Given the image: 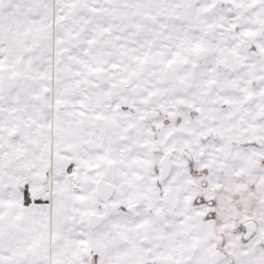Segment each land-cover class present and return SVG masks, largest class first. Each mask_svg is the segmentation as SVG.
<instances>
[{
    "label": "snow or ice",
    "instance_id": "snow-or-ice-1",
    "mask_svg": "<svg viewBox=\"0 0 264 264\" xmlns=\"http://www.w3.org/2000/svg\"><path fill=\"white\" fill-rule=\"evenodd\" d=\"M0 264H264V0H0Z\"/></svg>",
    "mask_w": 264,
    "mask_h": 264
}]
</instances>
